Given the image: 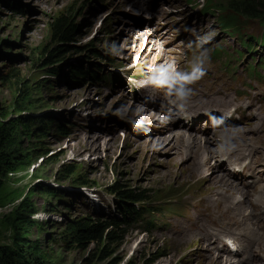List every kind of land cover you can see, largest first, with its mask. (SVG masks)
I'll return each instance as SVG.
<instances>
[{
    "label": "rangeland",
    "instance_id": "rangeland-1",
    "mask_svg": "<svg viewBox=\"0 0 264 264\" xmlns=\"http://www.w3.org/2000/svg\"><path fill=\"white\" fill-rule=\"evenodd\" d=\"M227 1L231 0H218ZM134 2L138 4L133 6ZM201 3L202 0H0V108L15 116L16 113H11L14 101L19 105L25 98L26 112L52 121L54 127L64 126L70 133L64 138L52 131L44 138L41 145L47 159L39 167V161L34 167H25L24 163L0 177L8 191L19 194L17 200L0 208V243L12 234L1 222L12 218L11 214L26 201L31 213L24 216L43 230L27 228L19 222L13 224L20 231L22 227L27 229L30 240L41 241L49 257L45 264H210V259L217 255L219 237L222 236V243L229 237L224 236L226 229L217 221L210 222L215 233H209V248L196 240L184 243V239L170 236L197 220L199 202L209 203L214 199L221 188V175L212 168L211 161L213 170L208 166L198 169L196 165L203 161L196 162L191 156L196 154L191 142L181 141L178 149H170L177 142L176 136L171 139L172 133L184 129L170 124L169 115L175 112L173 105L184 109L185 96L197 92L201 84L204 89L213 87L202 81L204 76L225 79L228 75L222 67L228 61L232 67L234 62L236 68L228 66L226 71L238 70L242 82L223 98L233 104H251L253 113H263L264 81H257L262 97L259 102H250L247 96L237 93L243 82L248 81L247 65H255L254 61L261 58L260 66L256 67L260 72L264 64V50L259 48L264 26L259 19L236 18L237 37L230 36L226 29H221L218 18L234 12L229 8L203 12ZM69 8H80L74 23L73 44L80 50L66 53L54 65H45L41 52L46 47L52 48L49 24ZM239 38L247 43L256 40V52L247 54ZM85 46L90 47L82 51ZM215 50L220 52L218 59L213 55ZM237 53L243 56L240 61ZM94 54L102 59L94 58ZM96 64H100L101 70L88 77ZM58 66L61 68L56 75L50 76L48 71ZM79 66L85 77L71 79L68 69ZM145 101L167 102L168 110L163 115L150 110L148 114L155 113L158 119L145 121L141 116L145 113L138 114ZM162 108L165 110L163 104ZM243 115L239 117L245 124L249 123L250 117ZM178 118L184 123V111ZM210 123V115L207 120L200 118L193 131L218 136L224 152L240 141L241 135L235 136L237 131L229 141L224 140L221 133L218 135L210 128ZM239 127L243 129L244 125ZM96 135L101 137L100 147L95 152L83 149L90 145L87 137ZM161 137L162 141L157 140ZM107 141L111 145L104 148ZM193 141L194 148L203 146L196 138ZM260 151L264 153V144ZM203 152L205 155L207 150ZM67 165L76 169L66 179L61 170ZM194 170H198L197 175L189 172ZM201 176L208 177L197 179ZM76 178L88 185L77 184ZM116 182L131 190L146 191L150 198L142 205H135L141 215L129 224L123 241L107 245L111 254L105 258L100 254L105 242H93L81 249L67 248L65 227L70 222L119 218L117 203L108 190ZM42 187L50 189L54 196L42 194ZM232 191L241 193L236 186ZM153 210L154 214L143 215ZM263 232L264 227L258 224L256 235L261 233L257 235L261 237Z\"/></svg>",
    "mask_w": 264,
    "mask_h": 264
},
{
    "label": "trees",
    "instance_id": "trees-1",
    "mask_svg": "<svg viewBox=\"0 0 264 264\" xmlns=\"http://www.w3.org/2000/svg\"><path fill=\"white\" fill-rule=\"evenodd\" d=\"M82 7L83 4H81ZM204 7L211 9L214 7V2L207 0ZM216 8L219 7L216 6ZM227 8L233 11L234 15L230 13L226 17L218 18L222 29L235 31L236 18L259 19L264 26V0H231L227 1L219 10L226 11ZM79 13L80 8H69L65 13L58 15L50 22V43L52 48L48 49L49 47H46L41 52L45 65H54L60 62L59 60L66 53L80 50V48L73 45L76 30L74 23L76 15ZM263 39L264 34L261 41ZM244 46L248 52L254 49L251 43ZM88 47L90 46H85L81 50L87 51ZM93 57L102 59L97 54H94ZM94 66L93 70H91L93 74L88 75V77L98 74L101 70L100 64ZM58 68L60 69L61 67L58 66L49 70L50 76L56 75ZM68 71L71 79H80V75L84 77L86 75L80 66L71 67ZM24 100L25 98H22L19 105L14 101L11 113H16L15 116H10L8 110L0 108V177L14 171L16 167L22 166L24 163L25 167L27 165L34 167V164L39 161L37 164V167H39L47 159V152L41 143L52 131L56 133L57 137L65 138L70 135L64 126L54 127L52 121L30 114L29 111L26 112V106L23 107V103L27 104L28 101ZM23 138L25 142L21 143ZM24 143L26 146L23 145ZM75 169L76 166L67 165L61 170V174L66 179L71 178ZM75 180L77 184L88 185V182H84L83 179L79 180L76 178ZM108 190L117 203L116 209L119 213V218H108L106 219L107 221L97 220V218L90 220L88 218L70 222L65 227V233H67L66 236L68 237L64 244L67 248L81 249L93 242H105L100 254L101 257H108L111 252L107 251V245L121 243L125 238L129 224L133 223L136 217H140L141 211L135 205H142L150 200L146 191L131 190L120 182H116ZM40 191L42 194L47 193V196H54L50 189H46V187H42ZM18 197L19 194L8 191L4 183L0 181V208L17 200ZM29 207L26 201L22 202L18 207V211L11 214L12 218L8 217L7 222H1V225L6 226L12 234L6 242L0 243V264H45L49 260L40 240H30L27 229L22 227V231H20L14 227L13 222H19L22 226H27V228L34 227L39 231L43 230L24 216L26 213H31ZM154 213L155 210L147 211L143 215L149 216Z\"/></svg>",
    "mask_w": 264,
    "mask_h": 264
},
{
    "label": "bare ground",
    "instance_id": "bare-ground-1",
    "mask_svg": "<svg viewBox=\"0 0 264 264\" xmlns=\"http://www.w3.org/2000/svg\"><path fill=\"white\" fill-rule=\"evenodd\" d=\"M225 3L227 2L220 3L216 0L213 8H205L203 11L208 12L209 10H215L216 6L221 8ZM137 4L138 3L134 2L133 6ZM220 12L222 11L220 10ZM146 33L147 35H151L149 32ZM138 34L139 33L135 34V36L133 34V36L136 37ZM113 50L115 51L116 49ZM135 65H137V63H135ZM139 86L143 87V84ZM223 97L224 93L221 88L208 87L204 89V85L201 84L197 92L195 91L193 94L185 96L184 109H180L173 105V111L175 112L169 115L171 116L169 119L170 124H175L177 127L184 129V131L177 130L172 133L170 136L171 139L176 136L177 142L174 143V146L171 144L170 149H178L179 144L181 146V141L182 143H184V141H187V143L191 142L193 149L196 151V154L191 156L196 159V162L203 161L202 164L196 165L198 169H207L204 168L207 166L211 168L209 165L211 161L213 163L212 168L216 169L218 174L221 175L219 177V187L221 188L215 193L214 199L209 203L199 202L200 208L198 209L197 220L189 226L184 225L183 228L173 232L170 237L180 240L184 239V243L196 240L199 244H204L205 247L209 248L207 244V242L210 241L209 233L210 231L215 233L214 230H211L212 226L210 222L214 219L221 228L226 229L227 234L224 236H229L233 240L239 242V248H236L235 244L231 243L232 246L234 244L235 253L223 260L225 256L219 252L215 257L210 259V264H264V232L261 237L257 236L261 233H257L256 235L258 224L260 227H264V155L256 159L258 154L261 153V146L264 144V112L251 115L248 111L252 110L251 105L243 107L241 104H236L235 109L248 112L246 116L250 117L251 123L248 124L247 129L252 132L251 137L250 139L246 137L242 132L243 129L241 131L237 129L234 131H226L223 126H219L217 123V118L220 117L219 109L225 108L227 110L232 107L231 103ZM166 103L167 102L161 101L145 102V107L143 108V106H141L142 108L138 109V114L145 113V116L141 115L143 120L146 118L148 121L151 119L156 120L158 116H156L155 113L148 114V112L150 110H156L160 115H163L165 111L168 110L166 109ZM162 104L165 106V110H163ZM183 111L184 123L178 118ZM175 113L178 117L175 116ZM209 115L211 116L210 128L215 130V133H219L218 135L221 133V136L225 138L224 140L229 141L228 138L233 137V133L236 131L238 133L237 136L241 135L239 142L234 141L236 144L235 147H229V150L224 152L223 150L225 147L224 145H219L221 139L218 136L208 133L198 134L193 131L194 127H198L199 119L205 118L207 120ZM173 117L176 118L173 120ZM162 119H164L163 116ZM155 127L156 126H153V128ZM190 137L196 138L197 142L203 145H200L202 149L194 148L196 142L194 143V138L191 139ZM100 139V135H96L93 138H91V136L87 137V140L90 141V145L83 149H93L95 152L100 147ZM157 140L162 141V137L157 138ZM68 142H70V140ZM109 145H111L110 141H107L106 144L105 142L103 143L104 148ZM187 145L188 144H186V146ZM183 147L185 148V146ZM206 150L207 153L204 155L203 151ZM211 152L215 153L216 158L211 155ZM188 153L190 152H186V154ZM197 153L200 154L198 155ZM202 156L204 157L200 159ZM239 164L242 165L240 169L236 170L241 171L243 174L232 170L234 165L237 166ZM189 172L195 175L198 170ZM205 177L208 176H201L197 179H207ZM223 186H227L228 189H224ZM235 186L238 187L241 193L239 191L230 192ZM229 237H226V239L230 240ZM219 241H221L220 243L222 244V236L219 237Z\"/></svg>",
    "mask_w": 264,
    "mask_h": 264
}]
</instances>
